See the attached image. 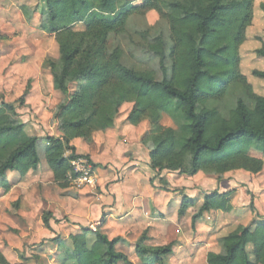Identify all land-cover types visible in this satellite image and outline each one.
Instances as JSON below:
<instances>
[{
    "label": "trees",
    "instance_id": "obj_1",
    "mask_svg": "<svg viewBox=\"0 0 264 264\" xmlns=\"http://www.w3.org/2000/svg\"><path fill=\"white\" fill-rule=\"evenodd\" d=\"M255 2L143 0L135 5L131 0H40L34 9L20 6L30 24L43 5L40 29L54 37L58 46V59H45L42 71L52 76L54 89L62 95L53 115L61 136L41 139L28 134L18 111L26 106L31 81L25 83L16 101L2 99L0 189H11L9 172L23 178L39 168L42 143L55 182L62 188L70 187L75 178L71 162L88 160L76 154L71 142L80 138L91 143L95 135L112 129L126 103L133 104L127 117L131 125L150 121L142 144L150 152L154 172L187 176L203 173L219 176V180L239 170L259 174L264 158L250 152L264 151V97L255 93L241 70V47L254 21ZM151 11L168 23L172 40L166 50L158 36L146 49L157 59L160 74L154 68H129L122 62L120 47L108 48L111 34H125L132 16H145ZM257 55L264 59V44ZM253 76L264 80V71H254ZM233 85L243 87L253 108L238 99L226 118L207 103L224 98ZM163 116L175 128L163 126ZM229 194H204L201 203L183 196L178 215L183 217L190 207H198L192 217L194 229L207 212L231 213ZM50 219V213L43 215L46 227ZM104 225L103 219L95 229L81 227L67 239L57 236L50 240L57 245L60 264H133L117 251L120 238L110 239L103 233ZM150 240L145 231L136 242L140 263L167 264L177 242L152 246ZM219 241L224 252L209 253L207 264H264V219H256L250 227L238 226ZM0 264H9L1 254Z\"/></svg>",
    "mask_w": 264,
    "mask_h": 264
},
{
    "label": "crops",
    "instance_id": "obj_2",
    "mask_svg": "<svg viewBox=\"0 0 264 264\" xmlns=\"http://www.w3.org/2000/svg\"><path fill=\"white\" fill-rule=\"evenodd\" d=\"M20 1L23 3L20 4L15 0H0V38H3L0 40V93L5 94L7 87L12 85L16 88L14 94H5L0 102L2 99L7 103L16 101L22 94L24 84L31 81L26 106L18 111L21 121L25 124L30 136L41 139L46 136L59 138L61 133L57 125L53 123V115L62 100V95L54 89L52 76L48 72L43 74L42 67L48 56L46 49L41 46L39 48L37 46L34 50L30 48L28 59L21 60L22 63H20L21 58H18L12 65L9 64L13 69L19 63V66H23L14 84L13 75L10 71L5 72L1 61V59H7L5 47L9 48L11 44L19 43L22 39L31 45L35 34L40 33L55 42L54 37L46 36L41 31L38 12L29 24L20 10L22 5L30 8L37 6V0ZM142 1H133V3L137 5ZM141 17L145 19L142 21L143 26L148 24L146 19L151 22L159 19L155 11ZM15 22L19 23L16 28ZM129 23L130 19L125 34L109 36V50L120 47L123 50V63L125 55L129 52H131L132 60H135L134 57L141 52L150 58L152 55L147 50L138 51V48L134 50L139 40L132 38ZM29 25L32 26L29 27ZM6 35L12 36L13 39L9 41ZM18 36L22 39H18ZM38 49L42 51L36 53ZM36 54L42 57H35ZM152 57L151 60L157 65V59ZM35 58L38 60L35 61ZM125 65L135 69L133 65ZM132 106V103L124 104L120 115L115 120L114 127L103 134L95 135L91 143L80 138L71 142V146L76 149V154L87 156L92 164L100 166L97 169L100 181L108 178L112 182L108 187L109 192L101 194L100 200L95 199L91 203L85 200L83 205H89L85 213L81 208V212L75 214L73 209L75 202L72 206L70 202L74 196L71 197L68 192L70 188H62L55 182L54 173L45 160V143H42L43 147L39 150L40 164L36 171L30 172L23 178L16 172L7 174L12 187L8 192L0 189V254L9 264H24L28 261L26 257L34 258V255L41 257L38 264H46L43 261L46 257L49 264H60L57 245L50 240L60 236L61 232L62 238L67 239L71 234L79 232L81 227H86L75 224L77 220L75 215L79 218L84 217V220L80 218L79 222L86 223V220L103 214L105 225L102 231L110 239L120 238L116 247L120 252H122L120 247L130 251V246L135 252L136 242L147 231L151 238L150 242L155 243V240H158L157 245L152 246H164L176 240L182 242L184 246H179L171 257L176 259L179 251L182 253L181 250L192 243L193 238L190 237L194 235L197 240L193 242L198 246L195 245L192 248L194 249L191 253L192 258L187 256L184 259L195 264H199L200 261L202 264H207L209 253H223L224 248L219 239L238 226L250 227L256 219H264V168L259 174H251L243 170L229 172L224 174L221 180L219 176L203 173L187 176L178 172L163 171L158 174L150 168V152L142 144L147 132L146 126L143 123L133 126L127 121ZM69 154L70 152H67L66 156ZM106 166H108L107 169H101ZM118 174L119 181H117ZM240 183L243 185H239ZM163 184H166L165 188ZM179 189L184 190L183 193L177 191ZM214 192L230 193L229 199L232 206L230 214L233 216L231 222H235L236 228H232L223 236L210 234L204 237L202 232H199L202 225L214 217V214L224 213L215 211L205 213L196 221L193 230L192 217L198 212V207H190L183 217H179L178 212L183 196L199 201L200 195ZM94 202L99 204H92ZM45 213L52 215L49 227H46L43 222ZM67 221L74 225L70 226L66 223ZM115 226L119 228L118 230L123 229V232L114 231ZM41 230H45L47 236H45L46 232ZM37 233L41 234L40 238L47 239L43 240L38 247L35 246L40 241ZM187 235H190L189 239L186 238ZM136 258L138 261L137 255ZM130 261L135 264V260L130 259Z\"/></svg>",
    "mask_w": 264,
    "mask_h": 264
},
{
    "label": "rangeland",
    "instance_id": "obj_3",
    "mask_svg": "<svg viewBox=\"0 0 264 264\" xmlns=\"http://www.w3.org/2000/svg\"><path fill=\"white\" fill-rule=\"evenodd\" d=\"M15 1L20 2V4L23 3V1H20V0H15ZM133 1H138V0H133ZM37 2H39V0H37ZM35 7L36 6L32 7L31 9H34ZM263 7H264V0H256L255 11H254V21L251 27L247 31L246 42L241 47V59H242L241 70H242V73L247 77L249 83L252 85L255 93L264 97V80L253 76L254 71H264V59L257 55V51L264 44V12L262 10ZM43 9L44 7L42 5L41 8H39L38 10V14H40V12L43 11ZM13 20L15 21V19ZM143 20L145 19H143L141 16H138V15H134L130 18L129 27H130L131 34H133L132 38L139 40V43L137 46L134 47V50L138 48V51H143V50L145 51L146 49H148L150 43L155 42V39L158 36L162 37L163 42H164V47L166 48V50H168L172 45L168 23L165 20H161V19H157L156 22H151L149 19H146L148 24L147 26H143L142 24ZM17 24L19 23L15 22L14 24L15 28L17 27ZM31 26L32 25H29V27ZM78 29H80V27ZM7 37L8 35H6V38ZM18 37H19L18 39H20V36ZM8 38H9V41L13 39L12 36H9ZM0 40H3V38H0ZM19 43L18 42L13 43L10 45L9 48L5 47V51H7V59H1L2 63L4 64L5 72L7 71L6 73H8L10 71L11 74L13 75V78H14L13 84L17 80L16 78L20 75V72L23 68V66H19L20 63H22L21 60H25L29 58L30 48L34 50L37 46L38 48L41 46L44 49H46L48 53L46 60L52 59L56 61L59 57L58 46H57L56 41L53 42L52 40L48 39L47 37H45L44 35L40 33L34 35L31 45H29V43H27L23 39L22 41H19ZM41 51L42 50L38 49L36 53L41 52ZM130 56H131V52L125 55L124 63L133 65L135 67V70L137 71H144L146 69H153V68L157 69L155 63L151 60L153 58L152 56H150L149 58L148 56L143 55L142 52L137 54V56L134 57L135 60H132ZM35 57H42V56H40L39 54H36ZM18 58H21L18 66L15 69L10 68V65H12ZM37 60L38 58H35V61ZM156 71L158 72V74H160V71L158 69ZM2 80L3 79L1 78V81ZM14 86L15 85L10 86L9 88L7 87V90L4 93L6 95L7 94L12 95V93L14 94L16 91V88ZM24 87H25V84H24ZM0 94H1L0 99L4 98L5 94H2V93ZM238 99H242L244 102L248 104L250 108H253V104L248 99L241 85H233L232 87L229 88L228 93L224 98L220 100L209 101L207 103V106L216 107L224 117L229 118L230 112L235 107L236 101ZM143 124L146 126L147 130L150 128L149 120H145ZM161 124L165 127L175 128L174 123L169 118H167V116H163ZM42 147L43 146L40 145L39 150ZM250 154L254 157L264 158V151L252 150ZM107 168L108 166L103 167L101 169H107ZM97 169H96V173H97L96 185L91 186V187H84V186H80L79 184L75 183V181L73 180L71 182V185L69 187L70 190H68V192L71 197L74 196V198L70 199V202H71V206H72V203L75 202V206L73 208L75 211V214L81 212V208L83 209L85 213V211L87 210L89 206L87 204L83 205L86 202L85 200L91 203V201L93 202L95 199H99V196L101 194H105V192H109L108 187L112 183L111 180H109L108 178H104V180L100 181L98 178ZM119 180H120V177L118 174L117 181ZM226 180L229 181L231 179H226ZM239 185L242 186L243 183H240ZM163 186L165 188L166 184H163ZM177 191H180L181 193H183L184 190L179 189ZM202 199H203V196L200 195L199 201L202 202ZM92 204L97 205L99 203L94 202ZM69 209H70V206H69ZM75 216H76V219L78 220V221L76 220L75 224L81 225V226L84 225L88 228H96L100 224L101 220L105 218L104 215L102 214L99 217H94V219L86 220V223L85 222L83 223V221L79 222V220L80 218L84 220V217L79 218L78 215H75ZM232 218L233 216L230 213L229 214H221V213L214 214V217H212L209 221H207L206 223L202 225V228L199 230V232L201 231L204 237L205 235H210V234H213L216 236H223L226 233H228V231H230L232 228L235 227V222H231ZM242 218L244 217L242 216ZM66 223H68L70 226L74 225L73 223L69 221H67ZM113 228H114V231L116 232H123V229L118 230L119 228L116 226ZM41 231L46 232L45 230H41ZM62 235L63 234L61 232L60 236L63 237ZM40 236L41 234L37 233V238L40 239L37 245H35L37 247L40 245L41 242H43V240H47L45 237L40 238ZM45 236H47V232ZM189 237L190 235H187L186 238L189 239ZM190 238H193V241L197 240V238L194 237V235H191ZM157 241L158 240H155V243L150 242V245H157ZM193 241L192 243L188 244V247L181 250L183 254L178 250L179 253H178L177 258L168 259L167 264H195L194 262L187 261V259H184V258H187V256H191L192 258L191 253L192 251H194V249L192 248L195 247V245L198 246V244L194 243ZM174 242H177L176 249H179V246L181 245L184 246L183 243L178 240ZM189 246H191V248ZM29 248L30 247H28V249ZM130 249L131 250L128 251L127 249L120 247V250L123 253H125L129 259L135 260V264H141L139 260L137 261L135 252L131 246H130ZM24 251L26 252V248ZM37 256L38 255H34V258L26 257L28 261L26 263L24 262V264H35V263L38 264L40 262L39 259H41V257L40 256L37 257ZM47 259L48 258L46 257V259H44L43 261L46 264H49ZM199 264H202V261H200Z\"/></svg>",
    "mask_w": 264,
    "mask_h": 264
},
{
    "label": "built area",
    "instance_id": "obj_4",
    "mask_svg": "<svg viewBox=\"0 0 264 264\" xmlns=\"http://www.w3.org/2000/svg\"><path fill=\"white\" fill-rule=\"evenodd\" d=\"M71 168L75 174L73 181L84 187H91L97 183V173L94 165L87 159L77 158L71 162Z\"/></svg>",
    "mask_w": 264,
    "mask_h": 264
}]
</instances>
